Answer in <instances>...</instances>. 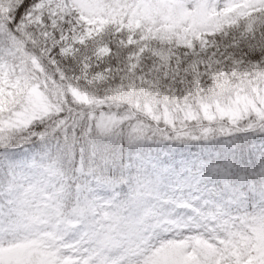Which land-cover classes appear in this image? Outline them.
I'll return each mask as SVG.
<instances>
[{
    "label": "rangeland",
    "instance_id": "374dc122",
    "mask_svg": "<svg viewBox=\"0 0 264 264\" xmlns=\"http://www.w3.org/2000/svg\"><path fill=\"white\" fill-rule=\"evenodd\" d=\"M122 1L42 0L26 17L22 33L15 28L21 37L27 27L33 30L44 41L38 46L31 36L28 46L11 34L9 27L6 31L0 17V149L14 144L17 152L8 171L15 184L8 191L45 215L38 222L23 219L14 223H6L0 216V264H91L93 256L100 260L97 264H216L215 249L221 245L224 232V208L220 207L225 206L227 217L229 210L231 214L236 209V203L244 204L245 190L238 189L236 195L240 199L231 191L240 179L253 176L249 170L244 174L233 163L234 147L224 138L229 136V127L239 131V124L247 126L241 133L248 134L249 148L259 162L257 177L262 178L259 169L264 163V75L225 85L207 96L198 94L169 101L133 95L129 102L93 99L54 76L50 63L54 50L65 55L73 43L93 36L92 27L116 13ZM6 3L0 0V9L9 5ZM136 3L126 18L128 24L157 39H170L176 48L194 44L201 54L207 52L219 29L230 26L237 30L241 17L264 8V0ZM74 7L79 10L78 16L73 14ZM141 40L132 39L135 43ZM36 48L39 53L34 51ZM124 103L131 107L127 110ZM41 124L44 129L36 135L39 129L33 128ZM160 133L174 137L164 139L165 134ZM198 137L206 138L194 140ZM82 139L89 145L95 162H126L127 167H134L131 174L146 176L150 181L142 191L150 196L152 193L146 191L154 185L153 178L169 181L166 195L140 197L141 212L152 207L154 215L152 222L147 220L142 226L152 231L143 243L141 255H127L130 241L124 226V236L120 238L117 232L97 229L98 225L87 231L83 221L65 223L56 213L52 197H61L60 181L52 166L46 164V156L36 154L35 142L41 143V153L50 154L66 141ZM6 159L0 154V168L7 167ZM130 177L128 192L135 193ZM161 183L157 193L165 188ZM88 193L97 208L95 215L116 205L119 198L116 186L98 179L89 181ZM131 201H137L136 197ZM152 202L155 206L150 205ZM263 207L254 206V215ZM230 221L241 232L239 246L252 243L258 252L264 250V215L251 222L247 218L238 225V218L230 217ZM95 243L100 247L98 251ZM113 250L117 254L104 262Z\"/></svg>",
    "mask_w": 264,
    "mask_h": 264
},
{
    "label": "trees",
    "instance_id": "16d2710c",
    "mask_svg": "<svg viewBox=\"0 0 264 264\" xmlns=\"http://www.w3.org/2000/svg\"><path fill=\"white\" fill-rule=\"evenodd\" d=\"M6 1V4L9 5L0 9V17L2 16L3 19L1 22L6 27V31H9L10 28L12 31L9 32L19 36L25 43H28V36H31L32 40L36 42L35 46L44 45V41H41L28 27L22 37L15 31L17 27L22 33L21 26L25 24L26 17L42 0ZM136 2L138 0H123L116 13L104 17L100 23L92 27L93 36L85 39L82 43H73L69 53L62 55L55 49L53 59L50 61L53 64L54 76L72 90H78L93 99L110 101L124 99L129 102V98L133 95H145L169 101H181L198 94L207 96L217 92L225 85L242 83L264 75V8L256 10L252 16L241 17L237 30L230 26L219 29L211 39L207 52L201 54L197 53L194 44L189 47L176 48L174 41L157 39L145 34L143 29L128 24L126 18L132 8L137 5ZM73 14L79 15V10L76 7L73 8ZM133 37L143 39L135 43L132 41ZM44 48L46 49V46ZM40 49L43 50L41 47ZM34 51L39 53L38 48ZM31 52L36 55L33 51ZM47 66L45 67L49 70ZM123 106L127 110L131 107L127 103H124ZM239 127V131L229 127V136L224 138L231 141L234 147L232 154L234 165L244 170V174L249 170L253 176L244 181L240 179L239 183L235 184L234 190L231 191L235 198L240 199L236 195L238 189L245 190L244 205L232 213L239 219L237 225L243 223L247 218H250L251 222L256 216L264 215V207L259 209L257 215L253 213L254 206L260 204L264 206V163L259 169L262 178H258L256 172L259 162H256L254 154L249 148L248 134L241 133V129L243 130L247 126L243 123L239 124ZM36 128L39 129L35 130L36 135L44 129L43 124L33 129ZM230 131L233 134L231 137ZM160 134H165L162 135L164 139L174 137V134L171 133ZM214 135L218 134L214 133ZM205 138L198 137L194 140H204ZM208 138L211 137L208 136ZM39 146V143L35 144L36 148ZM15 148L13 144L1 149V154L7 158L6 164H4L7 167L0 168V205L6 212L8 222H13L16 219V212H20L22 218L36 220L40 214L34 213L30 207L19 206L17 197L9 194L7 190L15 184L13 174L8 173L9 168L13 167L12 160L17 157ZM39 150L41 151V149ZM12 155L15 156L12 158ZM46 156V164L52 166L60 181L59 189L62 190V195L56 197L54 206L67 222L78 218L80 214L83 215L88 225L90 222L94 225L96 222L91 218V213L96 210V207L88 194V183L91 179L98 178L116 186L121 198L128 199L127 177L132 175L133 178L130 177V180L133 181L131 185L136 190L135 193L129 192V196L136 197L137 201L131 203L129 207H126L125 204L128 202L126 201L118 209L102 212L101 217L104 221L114 219L109 224L112 225L114 232H117V236H123L120 228L123 225L126 226L127 234L131 236L135 233L136 235L135 238L132 236L129 238L134 243V246H130L132 250L135 251L136 248L141 247L145 235L140 229L142 234L139 237L137 231L144 215L141 212H136L134 206H139L142 203L140 197L164 196L170 186L167 179L153 178L154 185H150L146 191L152 193L150 196L142 191V187L150 181L146 176L137 175V173L131 174L134 167L132 165L127 167L126 162H117L115 165L103 164L101 161L95 162L89 145L83 139L79 142L66 141ZM251 156L254 157L252 162ZM19 158L20 154H18ZM159 183L165 187L161 193H157ZM188 185L191 186L190 183ZM8 206H10L9 209L6 208ZM125 213H127V217L124 216ZM225 224L227 229L224 230V243L221 246L224 255L220 256V264H264V260H262L264 259V250L260 249L261 253L258 252L257 249L252 248V243L239 246L241 242L238 237L241 232L236 228H233V231H228L230 223L227 224L226 220ZM219 250L221 251L218 247V256ZM115 254L116 251L111 257ZM128 255L130 256L132 253L128 252Z\"/></svg>",
    "mask_w": 264,
    "mask_h": 264
}]
</instances>
